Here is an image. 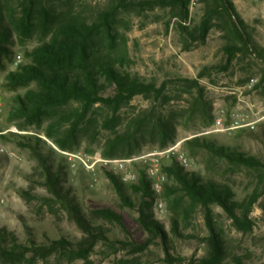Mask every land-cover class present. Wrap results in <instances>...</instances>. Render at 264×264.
Wrapping results in <instances>:
<instances>
[{
	"label": "rangeland",
	"instance_id": "obj_1",
	"mask_svg": "<svg viewBox=\"0 0 264 264\" xmlns=\"http://www.w3.org/2000/svg\"><path fill=\"white\" fill-rule=\"evenodd\" d=\"M10 1L11 4L17 3V0ZM153 1L160 0H133L134 5L119 9L113 24L117 34L115 47L125 54L123 63H119L122 69L144 82H153L157 86L167 83L166 92L170 98L163 112L173 116L175 132L173 140L166 146H161L157 141L148 142L135 154L179 144L189 159L188 170L198 172L206 180L228 184L240 201L255 191L260 193L250 214L252 227L249 230L237 227L221 205L213 203L209 207L202 204L194 206L190 197L183 195L178 208L187 211L188 217L181 222L182 234L175 235L171 231L173 213L168 206L165 204L163 210L154 207L158 220L164 224L172 239V253L176 256L174 264H208L212 234L210 225L223 246L221 264H236V257L241 258L242 264H264V178L260 179L264 171L229 162L207 149L191 148L186 143L188 139L199 136L217 145L230 146L264 159V125L255 129L209 132L221 108L229 112L225 118L228 125L232 111L241 109L251 117L253 114L250 106L264 104V61L247 50L228 52L226 46L231 43L232 35L229 26L219 18L212 20L206 37L200 38L199 27L207 8L202 0H190L186 19H181L172 6L158 3L152 5L150 2ZM231 1L244 22L247 36L255 43L257 50L264 53V0ZM45 2L48 7H54L60 12H67L73 6L76 12L88 19L96 17L111 4V0ZM16 14L22 15L19 11ZM192 32L196 34L193 35L195 38ZM42 36L41 29H35L30 37L22 31L14 30L9 43L13 51L12 59L5 56L0 58V94L5 101L0 127L16 128L20 131L15 132L17 134H38L41 129L32 126L22 131L16 123L8 120V113L16 105L17 96L23 95L27 88L8 90L3 83L10 71L28 61L25 51L39 44ZM101 43L103 48H108L107 41L102 40ZM18 56L22 60L17 65ZM183 78L198 80L204 94L200 105L197 104L198 89L186 87L181 81ZM252 80L255 82L252 83ZM239 96L244 101L239 100ZM153 102L146 95L135 97L121 110V121L126 122L139 111L151 112ZM156 104L160 106L161 102L157 101ZM98 112L105 114L102 110ZM109 133L110 130H102L94 139L88 135L83 136L80 146L69 151L102 154ZM0 145L7 152L21 156L19 160L7 158L0 152V227L15 233L19 241L26 244L31 241L48 243L49 240L62 237L74 242L82 239L85 233L74 219L59 203L51 201L52 195L43 183L45 178L40 159L33 150L22 146L14 135L0 139ZM89 147L94 148L95 152L88 153ZM40 150L43 154H49L45 144L41 145ZM48 158L54 166H65L64 184L76 197L87 219L94 225L103 226L112 241H125L130 245L112 248L99 242L87 259L60 252L47 258L29 253L14 263L0 259V264H172L165 259L162 240L153 239L142 227L138 209L124 204L120 191L107 174L108 169L99 168L97 174L92 176L80 167L71 168L65 156L58 151L51 153ZM171 163L172 159L165 161L164 165ZM172 181L170 179L169 183ZM123 192L135 200L138 198L127 185ZM101 208H110L120 214L123 225L97 216L95 212Z\"/></svg>",
	"mask_w": 264,
	"mask_h": 264
},
{
	"label": "trees",
	"instance_id": "obj_2",
	"mask_svg": "<svg viewBox=\"0 0 264 264\" xmlns=\"http://www.w3.org/2000/svg\"><path fill=\"white\" fill-rule=\"evenodd\" d=\"M45 1L17 0V3L11 4L10 0H0V58L5 56L12 59L13 51L9 43L14 30L22 31L29 37L35 29L43 32L41 42L25 51L28 61L10 71L3 83L8 90L27 88L23 95L17 96V103L9 111L8 120L16 123L22 131L32 126L41 130L38 134L11 132L9 135L2 134L0 139L14 135L22 146L33 150L40 159L45 178L43 183L52 195L51 201L59 203L68 212L85 236L76 242L62 237L49 240L48 243L31 241L26 244L20 242L15 233L0 227V259L13 263L21 261L29 253L47 258L60 252L87 259L99 242L112 248L130 245L125 241H112L103 226L94 225L87 219L76 197L64 184L65 166L49 163L48 156L57 153V150L39 136L41 132L60 149L76 150L83 136L88 135L91 136L90 139H94L102 130H110L102 155L115 158L136 155L143 144L148 142L157 141L161 146H166L173 140L175 132L173 116L163 112L164 105L170 98L166 92L167 83L157 86L153 82H144L119 65L123 63L125 54L115 47L117 34L113 24L119 9L134 5L133 0H111L110 6L92 19L76 12L73 6L67 12H60L54 7H48ZM202 1L207 4V8L199 27L200 38L206 37L212 20L219 18L229 26L232 35L231 43L226 46L228 52L247 50L264 61V53L258 51L255 43L247 36L244 22L231 0ZM150 3L172 6L181 19L188 18L190 0H160ZM18 11L22 13L21 16H17ZM182 28L188 31L183 25ZM191 35L196 34L192 32ZM102 40L107 41L110 47L103 48ZM181 81L190 89H198L197 104L200 105L204 94L198 80L183 78ZM140 95H146L155 101L151 112L139 111L122 122L121 110ZM157 101L161 102L160 106L156 104ZM99 110L105 111V114L99 113ZM186 143L191 148L207 149L229 162L264 171V159L230 146L217 145L199 136L188 139ZM43 144L49 148L47 155L40 150ZM87 152L94 153L95 149L89 147ZM2 153L9 158L7 151ZM163 169L168 174L163 199L173 213V234H182L181 222L188 217L187 211L178 208L183 195L189 196L194 206L202 204L209 207L210 204L217 203L237 227L243 230L252 227L250 214L260 197L258 191L240 201L228 184L204 179L198 172L188 170L177 158H173L170 165H164ZM107 174L120 191L124 204L138 209L142 227L153 239L162 240L165 259L174 264L176 256L172 253V239L156 216L154 207H157L158 196L151 188L145 172L141 171L139 180L134 183L122 182L115 172L107 171ZM263 178L264 174H261L260 179ZM170 179H173L172 183H169ZM126 185L137 195V200L123 192ZM95 214L123 225L122 216L110 208L98 209ZM210 227L211 253L208 264H221L223 246L220 245L213 226ZM235 259L236 264H242L241 258Z\"/></svg>",
	"mask_w": 264,
	"mask_h": 264
},
{
	"label": "built area",
	"instance_id": "obj_3",
	"mask_svg": "<svg viewBox=\"0 0 264 264\" xmlns=\"http://www.w3.org/2000/svg\"><path fill=\"white\" fill-rule=\"evenodd\" d=\"M21 56L16 58V64L21 62ZM255 80H252L254 83ZM239 100L244 101L241 96ZM5 101L0 94V120L4 114ZM253 116L245 113L241 109H236L231 112L230 124L225 123V118L229 114L228 110L221 108L215 118V125L209 132H226L241 129H255L259 125H264V104L262 106H250ZM9 132H17L16 128L7 127L0 129V136ZM47 140L50 146L63 154L67 163L71 168L80 167L87 171L90 175L95 176L99 168H105L115 172L119 179L124 183H134L139 180L141 171H144L150 181L151 188L157 194V207L161 210L165 208L163 199L164 185L168 180V174L164 171L163 165L165 161L177 158L181 164L188 167L189 159L181 150L179 144L170 146L164 149H158L150 152H145L138 155H133L123 158L105 157L101 153L85 154L69 150H62L53 142L49 141L46 136L39 135ZM0 152H6L5 148L0 145ZM10 158L21 159V156L8 152Z\"/></svg>",
	"mask_w": 264,
	"mask_h": 264
}]
</instances>
